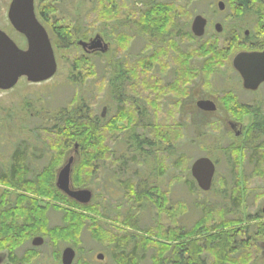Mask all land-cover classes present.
<instances>
[{
    "label": "trees",
    "instance_id": "1",
    "mask_svg": "<svg viewBox=\"0 0 264 264\" xmlns=\"http://www.w3.org/2000/svg\"><path fill=\"white\" fill-rule=\"evenodd\" d=\"M67 1L39 0L40 19L51 27L56 49L64 52L76 50V40L87 41L96 33L105 34L116 49L111 64H106L105 68L101 67V64H105L101 55L80 56L72 62L74 77L70 83L74 95L66 106L52 107L56 98L52 86L36 95V101L43 110L48 114L57 112L56 118L47 121L38 114H27L19 118L17 127L15 118L21 114L15 113L14 108L5 111V123L0 129V147L7 149L9 146L11 151L0 167V185L14 189L16 194L7 191L0 194V250L8 251L11 264H30L35 249H29L21 258L17 252L34 238L42 237L44 242L48 240L54 250L66 244L79 252L83 237L89 235L94 243L108 252L113 264H226L234 261L242 255L241 252L251 247L237 242L241 231L216 233L192 241L189 237L227 227L222 223L208 225L213 213L220 208L224 213L233 212L235 215L241 212L242 205L250 198L264 201V187H248L252 182L249 178L264 179V119L256 118L247 133L242 180L239 178L240 149L236 139L233 138L225 147L221 146L222 140L219 141V149L230 163L228 178L231 190L229 193L222 191L221 205L205 199L198 201L196 210L201 213V218L189 229L178 230L160 225V222L155 228L140 229V213L146 205L155 206L159 216L169 213L167 206L161 204V197L165 196V203L168 193L163 192L160 186L149 188L147 181L138 180L136 168L155 161L158 177H164L167 172L175 174L172 187H178V183L183 182L192 193L199 192L189 174L193 160L190 159V152L203 144L205 135L201 136L202 140L196 135L193 137L192 133L187 137L186 128L179 122L172 125L169 119L158 116V108L162 105L179 107L188 96L191 84L204 77L205 86L210 87L214 80L220 81L223 75L221 71L236 53L237 36L222 39V34H216L208 38L206 35L195 38L179 18L178 7L159 0H139L132 4L123 0H92L93 7L87 16L93 15L94 18L89 24L73 22L58 14L55 4L68 5ZM234 9L239 16L248 13L264 16V0H236ZM131 28L134 37L128 34L127 30ZM173 30L177 34L170 37ZM136 38L144 41V47L134 56L129 54V50ZM185 45L187 47L184 49ZM114 65L120 67V72L115 71ZM98 70H104L102 79L106 83L101 91L105 93L109 87L118 107L115 115L107 121L100 120L92 106L94 104L81 99L76 87L97 76ZM112 74L118 76L112 79ZM222 94V100L234 113L240 110L236 114L241 117L252 113L250 109L243 110L244 106L239 105L233 92L225 91ZM49 100L52 101L51 107ZM122 135L125 139L118 143L124 145L117 143V146H121L117 151L112 146L115 144L113 140ZM75 146L78 147L81 161L76 165L74 184L101 188L111 199L113 195L123 194V201L131 205L135 214H126L121 222L139 234L130 235L113 229L107 231L100 223L89 221L87 217L55 205L42 206L37 198L27 196L30 193L79 206L59 192L55 184L67 152ZM172 156L176 159L170 165ZM102 175L104 179L98 181ZM154 196L156 202L153 201ZM79 207L109 220L117 219L116 216H106L101 203ZM50 211L62 213L61 224L51 227ZM173 213H169L172 218ZM262 214L263 210L258 207L247 219L259 221L263 219ZM255 229L257 235L264 236V226ZM155 238L167 243L156 244ZM76 264L91 263L79 261Z\"/></svg>",
    "mask_w": 264,
    "mask_h": 264
},
{
    "label": "rangeland",
    "instance_id": "2",
    "mask_svg": "<svg viewBox=\"0 0 264 264\" xmlns=\"http://www.w3.org/2000/svg\"><path fill=\"white\" fill-rule=\"evenodd\" d=\"M73 1V2H72ZM92 0H68V5H63L57 3L55 4V7H57L58 14L60 16H64L65 18H69L73 22H83L84 24H89L93 21L92 18L94 16H87L89 14V11L92 9ZM125 3L132 4L134 1L139 0H123ZM165 3L169 4H175V6L178 7L180 15V19H182V22L184 25H187V30H191V24L195 17L197 16H203L208 20V29L206 33V38L210 36L216 35L215 32V25L221 24L223 27L224 32L222 33V39L234 35L237 36L238 44L236 46L235 54L248 50L247 44H243V38L245 32H249V41L250 43H253L257 45V43H261L264 40V17H261V14H254V13H248L243 16H239L238 11H235L234 5L236 4V0H232L229 2L228 0H159ZM11 0H0V29L4 31L21 49H25L26 44L24 39L12 28L11 24L8 21L7 14H8V8L10 5ZM219 2H224L225 4V11L221 12L218 9L217 4ZM36 6H39V0H36ZM261 13V12H260ZM263 16V15H262ZM46 27L48 33L50 34V37L53 40V44L55 47V36L53 34V31L51 27L45 23H43ZM128 34L131 37H134V30L131 28L129 30ZM234 32V33H232ZM176 31L173 30L170 37H175ZM100 36L103 39L104 44L108 46V51L105 54H101L102 59H104L105 64H101L102 68H105L106 64H111V59L115 51V47L110 42L105 34L102 33H96L90 39H94L96 36ZM88 39V40H90ZM80 40H76L74 42V47H76V50H69L67 51H60L55 48L56 57H57V63H58V71L56 76L51 79L50 81L43 83V84H32L29 83L26 78H23L20 80L18 85L10 91H1L0 90V129L4 125L3 118L5 116V111L7 109H15V113L20 116H16L15 122L17 127H19V118L22 116H25L27 114L30 115H36L38 114L41 118L45 120H50L51 118L57 117V112L53 114H48V111H45L42 109L41 104L36 101V95L43 92L48 86H52L54 90L56 91L54 96L55 102L52 104V101L49 100L50 107L52 104V107H62L66 106V104H69L74 95L73 87L71 86V79L74 77L72 74V62L74 60H77L80 56H86V54L82 51L81 48L77 47V42ZM249 45V44H248ZM144 47V41L139 39H135L133 41L131 48L129 50V54H132L134 56L138 55L142 48ZM187 47L186 45L184 46ZM100 67V66H99ZM107 67V66H106ZM114 69L117 72H120V67L114 65ZM104 71V70H103ZM103 71H97V76L91 77L90 80L85 81V84L83 85H77V92L81 96L80 98L83 99L86 103L94 104L92 105L95 109V112L98 116H101L103 113V110H105L104 115L105 119L104 121L109 120L112 118L115 113L117 112L118 107H116V104L112 98L111 90L109 87L106 88V92L104 93L101 91L102 88H105L104 84L105 81L103 78ZM108 71L111 72V69H108ZM223 73L221 80H214L211 83V86H205V77L202 78L199 82L195 83L192 89L190 90L188 96H186L182 103L181 107H175L174 105L171 107L161 106V108H158L159 115L164 120L169 119L170 123L172 125H175V123L179 122L184 126V129L186 128V136L190 137L191 133L193 137L196 135L197 138L203 136V144H199V146L196 147V150L190 152V159H193L190 166H189V174L191 176L190 168L192 163L201 158V157H208L211 160H213L215 163H217V169H216V182L215 186L213 187L212 191L208 193H203L199 190V192L194 191L193 193L189 191V189L181 183H178V187H172V184L175 182L173 179L174 173L167 172L164 177H158L157 175V168L155 161H152L149 165H145L143 167L139 166L136 168L138 170L137 173V179L138 180H145L147 181V184L150 187H156L160 186L162 188V191L165 193H168L167 201H163V198L165 196L161 197V204L164 206H167V209L169 213H172L174 211V217L170 216L169 213H165L161 216H159V211L155 206L152 204L146 205L145 208H143V211L140 213V229H152L155 228L156 224L160 222V225H165L166 227L172 226L175 229L181 230V229H189L192 226H194L199 218H201V213L196 210V206L199 202L205 201L207 202H218L221 205V195L224 193L223 190L227 191V193L231 190V181L230 178H228V160L224 157L221 150L219 149L220 140L221 146L225 147L232 138V133L230 132V129L226 125L227 121H235L242 124L243 128V135L241 138L236 139V144L239 146L240 152H239V158H238V165H239V175L240 179L242 180L244 177V167L243 161L245 157V141L247 137L248 131L252 128L253 125V116H239L238 114L234 113L233 110H231V107L226 105L225 101L219 100V96H222L223 92L228 90L233 92L235 95L238 94V84L236 83L234 73L235 71L232 68V62L228 65V68H225L221 71ZM117 74V73H116ZM116 74H112L111 78L117 77ZM231 82V84H230ZM99 89L101 92H99ZM240 93V92H239ZM264 95V89L260 92V97ZM259 97V98H260ZM216 103L218 107L217 113H204L197 109L196 102L202 99H209ZM245 102H251L255 100L252 96H244L242 97ZM54 101V100H53ZM222 102V103H221ZM97 103L99 105L97 106ZM221 103V104H220ZM18 109L20 110L18 111ZM52 109V108H51ZM187 124V127H186ZM121 127L122 124H120ZM228 135L230 138H228ZM118 138H121L120 140ZM118 138H114L113 140V148L115 150H119L121 146L124 145V143H118L125 137L118 136ZM223 138V139H222ZM120 145H116V144ZM184 143V142H183ZM7 146V145H5ZM7 149H3L0 147V167L3 163L7 161V155H10L11 149H9V146L6 147ZM74 149L67 152V155L64 158L63 164L72 156L75 157V164L73 166L72 171V185L76 189H88L92 191L93 193V201L92 204L97 202L101 203L105 209V214L108 217H117L115 221L106 219L105 217H101L100 215H96L95 213H91L89 211L84 210L83 208L74 205L71 202H66L64 200L62 201H56L51 199H44L37 196H34L32 194H27L28 197H34L37 198V200L40 202L42 206L46 205H55L57 207H60L62 210L65 211H72L73 213H76L78 215H82L84 217H87L89 221H96L103 226L102 228L106 229H113L115 231L121 230L125 233H128L130 235H137L139 234L138 231H134L131 229L126 228L123 226L122 222L123 218L126 214H135V210L131 208V205L126 204L125 201H123V194L118 193L117 195H113V198L111 199L109 195L105 191H103L101 188H96V186H85V185H76L75 179L77 174L76 165L80 163L81 161V155L80 153L78 155L73 154ZM176 157L172 156L170 159V165L175 161ZM233 163V162H232ZM231 163V164H232ZM169 164V162H167ZM83 175V174H82ZM180 175V172H179ZM57 178V177H56ZM104 179V175L98 178V181ZM252 180L251 183H249V188H256V187H264V179L260 178H249ZM56 184V182H55ZM242 186H245L244 183H242ZM247 187V186H246ZM4 191H7L8 193H12L13 195L16 194V191L10 187H6L3 185H0V194ZM171 192V193H170ZM264 193V190H263ZM164 194V193H163ZM97 195V196H96ZM154 202L157 201L156 196H154ZM256 201V198L253 200V198H250L249 202L247 201L244 203L241 207V212L236 213L233 215V212L224 213V211H220L218 209L216 213H213L212 220H210L211 224L208 225H216L217 224H224L227 227L223 228L222 230H218L216 232L209 233L205 231L202 234L195 235L189 237V239L192 240H198L204 237H207L208 235H215L216 233H229L232 234L235 231H241L240 238L238 237L237 242H244L247 247H249L247 250L241 252L242 255L240 257H236L234 261L227 262L226 264H264V236H259L256 233V229L260 226H264V214L263 219L259 221H249L248 215H252L256 212L257 208L260 207L261 210L264 209V201ZM138 213V211H136ZM62 213H56L53 211H50L49 217L51 220V227L55 225H59L62 223ZM120 217V220H118ZM159 224V223H158ZM248 231L245 234V231ZM142 233V232H140ZM85 234H89L88 232H85ZM123 237V234L120 233ZM245 234V236L243 235ZM141 236H144L143 234H140ZM35 239V238H34ZM33 241V240H32ZM32 241L28 244H26L24 247L18 250L17 255L21 258L23 254L28 253L29 249H35L34 251V258L32 263L30 264H62V252L66 247H72L70 245L61 244L57 249H53V245H50L48 240H45L44 244L36 248L32 245ZM161 242H165L162 239L155 238L154 243L159 244ZM167 243V242H165ZM181 243V242H180ZM74 248V247H73ZM80 251H76V259L74 261V264L77 262H88L91 264H113L114 262L112 259L108 256V252H106L104 249H102L101 246L97 245L92 241L89 237V235H86L83 237V245L80 247ZM75 249V248H74ZM55 251V252H54ZM104 255V259L102 261H99L97 259L98 255ZM150 255V254H149ZM148 255V256H149ZM0 264H11L8 258V251L5 249L0 250Z\"/></svg>",
    "mask_w": 264,
    "mask_h": 264
},
{
    "label": "water",
    "instance_id": "3",
    "mask_svg": "<svg viewBox=\"0 0 264 264\" xmlns=\"http://www.w3.org/2000/svg\"><path fill=\"white\" fill-rule=\"evenodd\" d=\"M220 11L225 10L224 2L218 3ZM7 18L12 28L24 39L26 47L21 49L0 29V90H13L23 78L32 84H43L53 79L58 71L56 50L53 40L41 21L36 0H11ZM207 20L197 16L192 22L191 32L195 38H203L206 34ZM217 33L222 27L217 24ZM87 52L100 51L106 53L108 46L100 36L90 42L78 43ZM232 66L241 76L243 87L248 91H256L264 83V51L241 52L234 56ZM197 107L205 112H215L216 105L212 101L201 100ZM77 148V146H76ZM74 157H70L65 165L59 169L56 178V188L69 200L82 205H90L93 193L88 189H76L72 185V167ZM191 176L197 187L203 193L211 191L215 178L216 165L208 157L195 160L190 168ZM264 214V209H263ZM44 244L42 237L32 241L36 248ZM76 251L73 247H66L62 252V264H74ZM99 261L104 255L97 256Z\"/></svg>",
    "mask_w": 264,
    "mask_h": 264
},
{
    "label": "flooded vegetation",
    "instance_id": "4",
    "mask_svg": "<svg viewBox=\"0 0 264 264\" xmlns=\"http://www.w3.org/2000/svg\"><path fill=\"white\" fill-rule=\"evenodd\" d=\"M217 6H218V4H217ZM36 8H37V12H38V15H39V11H38V7L36 6ZM219 9V8H218ZM220 11V10H219ZM225 11V10H224ZM222 12V11H221ZM40 17V16H39ZM203 17V16H202ZM261 17H264V16H261ZM195 19V18H194ZM206 19V18H205ZM207 20V19H206ZM217 25V24H216ZM216 25H215V27H216ZM221 25V24H220ZM191 26H192V24H191ZM208 20H207V29H208ZM215 27H214V29H215ZM221 27H222V25H221ZM207 29H206V33H207ZM264 29V28H263ZM191 34H192V32H191V30L189 31ZM215 32H216V30H215ZM224 32V30H223V27H222V32L221 33H217L216 32V34L217 35H221L222 33ZM193 35V34H192ZM206 35V34H205ZM99 36V35H98ZM249 32H245V34H244V38H243V44H247V49L248 50H245V51H241V52H263L264 51V40L261 42V43H257V45L256 44H254L253 45V43H250V41H249ZM205 37V36H204ZM90 39V38H89ZM91 40H93V39H90V40H87V41H84V40H80V41H83V42H90ZM80 41H78L77 42V47H79V48H81L82 49V51L86 54V56L87 57H92V56H96V55H101V54H105V53H102V52H100V51H95V52H87V51H85V50H83V48L82 47H80L79 45H78V43L80 42ZM249 44V45H248ZM241 52H239V53H241ZM238 54V53H237ZM237 54H235V55H237ZM234 55V56H235ZM234 56L232 57V59L230 60V61H228V63H227V66H226V68H228V65L230 64V62H233V58H234ZM232 68H233V66H232ZM233 70H234V68H233ZM235 71V70H234ZM234 76H235V80H236V83L238 84L237 86H239V88L237 89L238 90V94H236V97H237V102L239 103V105L240 106H244V109L243 110H247V109H250V111L252 112L251 114H248V115H246V116H253V119H254V121H253V124H254V122H255V120H256V118H259L260 120H263L264 119V95L262 96V97H260V92L262 91V89H264V83L263 84H261L260 86H259V88L256 90V91H248V90H245L244 89V87H243V81H242V78H241V76L235 71V73H234ZM20 82V81H19ZM230 84H231V82H230ZM194 86V84H191V86H190V90L192 89V87ZM190 90H189V92H190ZM225 92V91H224ZM226 92H230V91H228V90H226ZM240 92V93H239ZM244 96H252V97H254L255 98V100H253V101H251V102H245V100L242 98V97H244ZM222 96H219V100L221 101L222 100V98H221ZM260 97V98H259ZM202 100H205V101H212L211 100V98H209V99H202ZM199 101H201V100H199ZM199 101H197L196 102V107H197V103L199 102ZM213 102V101H212ZM215 103V102H214ZM222 103V102H221ZM220 103V104H221ZM215 105H216V103H215ZM179 107H181V105L179 106ZM197 109L199 110V111H201V112H204V113H217V111H218V107H217V105H216V111L215 112H205V111H202V110H200L198 107H197ZM105 110L106 109H104L103 110V113H102V115L101 116H99V118H100V120H104L105 119V115H104V112H105ZM240 111V110H239ZM239 111H236V113H238ZM241 112V111H240ZM246 116H244V117H246ZM226 125L228 126V128L230 129V132L232 133V138H234V139H239V138H241L242 137V135H243V128H242V124L241 123H239V122H235V121H227L226 122ZM253 126V125H252ZM228 138H230V136L228 135ZM231 139V138H230ZM230 141H232V139L230 140ZM73 154L74 155H78L79 154V150H78V147L76 148V146H75V148H74V151H73ZM74 157V156H73ZM68 161V160H67ZM66 161V162H67ZM213 161V160H212ZM65 162V163H66ZM214 162V161H213ZM215 163V162H214ZM74 164H75V157H74ZM74 164H73V166H74ZM65 165V164H64ZM63 165V166H64ZM215 165H216V169H217V164L215 163ZM62 166V167H63ZM62 167H60V168H62ZM59 168V169H60ZM59 171V170H58ZM72 171H73V167H72ZM217 172V171H216ZM215 172V177H216V175H217V173ZM57 174H58V172H57ZM214 181H215V178H214ZM214 181H213V184H214ZM213 187V186H212ZM76 255H77V253H76Z\"/></svg>",
    "mask_w": 264,
    "mask_h": 264
}]
</instances>
